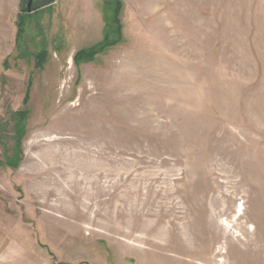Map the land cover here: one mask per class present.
I'll use <instances>...</instances> for the list:
<instances>
[{
	"label": "rangeland",
	"instance_id": "374dc122",
	"mask_svg": "<svg viewBox=\"0 0 264 264\" xmlns=\"http://www.w3.org/2000/svg\"><path fill=\"white\" fill-rule=\"evenodd\" d=\"M27 5L0 0V264H264V0Z\"/></svg>",
	"mask_w": 264,
	"mask_h": 264
},
{
	"label": "trees",
	"instance_id": "16d2710c",
	"mask_svg": "<svg viewBox=\"0 0 264 264\" xmlns=\"http://www.w3.org/2000/svg\"><path fill=\"white\" fill-rule=\"evenodd\" d=\"M120 12V5L115 7V17H114V24H116L117 26V33L118 36L120 35V30L118 29V15ZM114 35L113 37H111V35ZM106 45L103 46L100 45V50H97V48L94 49H90V50H81L79 52L76 53V55L74 56V62H76V64H79L80 61H86V62H92V59L99 54L98 52L101 51V53L103 51H105L106 49L114 46L117 42L116 40V36L114 33L111 32V30L108 32V34L106 35ZM26 103L28 102V97L25 99ZM29 111L27 109H24L23 111H18L16 113V116L19 118L18 124H17V130L15 133V136L13 137V139L16 140V146L14 148V153L13 156H9L6 157V162L9 166L16 168L19 163L22 160V151H21V141L25 135V127H24V120L25 118L28 116ZM3 127V125H0V129Z\"/></svg>",
	"mask_w": 264,
	"mask_h": 264
},
{
	"label": "water",
	"instance_id": "95a60500",
	"mask_svg": "<svg viewBox=\"0 0 264 264\" xmlns=\"http://www.w3.org/2000/svg\"><path fill=\"white\" fill-rule=\"evenodd\" d=\"M28 1V5H27V8L29 11H31V6H32V3H33V0H27Z\"/></svg>",
	"mask_w": 264,
	"mask_h": 264
}]
</instances>
